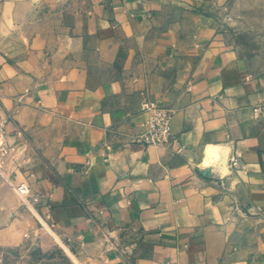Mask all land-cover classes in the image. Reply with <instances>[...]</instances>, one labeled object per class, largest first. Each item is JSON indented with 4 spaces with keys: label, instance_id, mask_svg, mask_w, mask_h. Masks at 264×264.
I'll return each instance as SVG.
<instances>
[{
    "label": "crops",
    "instance_id": "obj_1",
    "mask_svg": "<svg viewBox=\"0 0 264 264\" xmlns=\"http://www.w3.org/2000/svg\"><path fill=\"white\" fill-rule=\"evenodd\" d=\"M0 96V264H264V0H0Z\"/></svg>",
    "mask_w": 264,
    "mask_h": 264
},
{
    "label": "built area",
    "instance_id": "obj_2",
    "mask_svg": "<svg viewBox=\"0 0 264 264\" xmlns=\"http://www.w3.org/2000/svg\"><path fill=\"white\" fill-rule=\"evenodd\" d=\"M143 111L152 113L151 119L148 121L141 137L139 138L146 145L151 146H167L171 143L173 132L171 127V114L168 110L158 107L153 101L147 100L142 104ZM7 123V118L3 114V108L0 96V156L4 157L9 154V149L3 143L4 128ZM240 163L239 156L231 158V167L234 168ZM17 193L25 201L30 195V187L23 182L17 185ZM38 201V199H35Z\"/></svg>",
    "mask_w": 264,
    "mask_h": 264
},
{
    "label": "rangeland",
    "instance_id": "obj_3",
    "mask_svg": "<svg viewBox=\"0 0 264 264\" xmlns=\"http://www.w3.org/2000/svg\"><path fill=\"white\" fill-rule=\"evenodd\" d=\"M35 250L29 257V264H77L68 253L61 247Z\"/></svg>",
    "mask_w": 264,
    "mask_h": 264
},
{
    "label": "clouds",
    "instance_id": "obj_4",
    "mask_svg": "<svg viewBox=\"0 0 264 264\" xmlns=\"http://www.w3.org/2000/svg\"><path fill=\"white\" fill-rule=\"evenodd\" d=\"M219 148L214 144H206L204 148V155L202 159L196 164L198 168L201 170L211 169L213 175H215L217 171V167H219L222 173H226L228 171L227 160L221 159L218 155Z\"/></svg>",
    "mask_w": 264,
    "mask_h": 264
}]
</instances>
